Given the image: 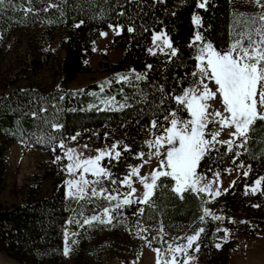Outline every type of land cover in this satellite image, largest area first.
Wrapping results in <instances>:
<instances>
[{
	"label": "trees",
	"instance_id": "obj_1",
	"mask_svg": "<svg viewBox=\"0 0 264 264\" xmlns=\"http://www.w3.org/2000/svg\"><path fill=\"white\" fill-rule=\"evenodd\" d=\"M199 2L3 0L0 3V42L3 34L9 35L15 28L32 25L44 26L49 39L63 35L62 46L66 52L60 63L63 83L72 82L79 74L92 70L87 59L93 53L94 42L101 30L111 25L122 26L116 44L124 48L125 53L111 65V70L120 72L127 79L114 84L118 98L124 102V107L119 110L93 107V87H19L0 95V196L6 188L10 145L21 143L58 155L63 154L59 145L71 136L91 137L94 128H100L103 135L102 131L107 127H113L116 136L124 134V142L119 146L118 161L108 158L103 161L111 173V180L116 183L104 179L101 187L107 190L106 193H128V187L120 181L149 155L146 129L149 128L154 136L161 133V128L151 127V121L169 126L164 116L172 110H176L181 118H188L174 97L181 95L195 80L191 74L198 71L196 46L192 44L196 31L223 52L234 37V15H257L240 9L236 0H209L207 10L197 7ZM194 15L201 17L199 28L193 23ZM129 28L133 30L129 31ZM157 30H165L170 35L177 56L168 52L156 55L149 52L152 35ZM137 75L144 79L137 80ZM107 141L113 142L112 139ZM125 147L129 151H125ZM141 153L143 159L139 158ZM240 164L248 167L249 180L241 176L221 198L228 217L237 221L254 218L256 226L245 229L247 232L264 227V181L261 191L255 194L246 184L264 177V131L256 133L246 148L234 146V152H228L224 145L215 148L201 161L199 172L215 176ZM48 177L52 179L50 194L29 192L22 203L12 206L0 202V252L22 264H68L80 255L84 258H79L78 264L131 262L139 255L144 240L164 248L168 239L194 234L204 225L201 217L209 197L204 193H184L181 199L170 188L156 190L152 198L155 207L137 201L121 209L114 208L111 225L93 222L91 226L80 227L70 224L73 215L90 218L110 203L103 197L81 201L69 199L65 192L64 168L55 175L49 173ZM167 182L174 184L170 179ZM139 208L144 209L142 215L137 211ZM209 223V229L201 235L200 264H227L232 241L217 247L214 222L209 220ZM141 228L147 231H141ZM69 230L73 236L68 240L71 251L66 256L64 249Z\"/></svg>",
	"mask_w": 264,
	"mask_h": 264
},
{
	"label": "snow or ice",
	"instance_id": "obj_2",
	"mask_svg": "<svg viewBox=\"0 0 264 264\" xmlns=\"http://www.w3.org/2000/svg\"><path fill=\"white\" fill-rule=\"evenodd\" d=\"M0 3H3V0H0ZM208 3L209 0H200L197 7L207 10ZM252 3L264 8L261 0H252ZM193 23L197 28L201 27V17L194 15ZM233 31V40L223 52L215 48L211 42H206L201 32L196 31L192 44L196 46L195 60L198 62V71L191 74L195 78L193 84L181 95L174 97L176 104L187 113L188 118H181L176 110H172L164 116V121L169 126L158 125L156 120L151 121L153 129L161 128V133L147 143L148 148L154 149L152 155L160 158L158 167L144 176L140 175L139 167H133L120 181L123 186L128 187L130 195H134L137 191L132 186L133 178L139 181L144 192L141 197H137L138 203L155 207V200L152 198L157 189L164 188H170L181 199L184 198V193L221 195L218 190H212L211 183L203 184L205 177L198 172L201 161L215 150L216 144L226 146L228 152H234V146L246 148L256 133L264 131V11L253 16L235 14ZM197 42H199L198 46ZM153 44L161 51L164 48L170 49V55L177 56V49L173 47L166 33L154 35ZM149 52L156 55L152 49H149ZM119 79L126 80L127 77ZM136 79L142 80L144 77L137 75ZM209 83L214 84L215 90L209 87ZM217 97L220 98L219 108L215 107ZM225 129L231 130L229 136L233 139H218ZM59 147L63 148V143ZM124 150L129 151L127 147ZM234 154L238 155V153ZM120 155L119 151H115L114 154L112 151H100L94 158L82 159L74 150H67L65 156L69 161L66 166L68 174L75 177L79 173L78 178L66 182L67 195L77 201L101 196L109 203L116 201V209L134 203L130 195H125L121 201L118 195L111 193L105 195L106 189L98 191L96 187L104 179L116 183L115 180H111L108 169L101 166V161L105 157L118 161ZM139 158L143 159V153ZM244 175L247 176L248 173ZM89 176L94 179H89ZM169 179L174 184L168 183ZM262 181L264 177L255 180V187L251 189L253 194L260 188ZM137 211L142 215L144 209L139 208ZM111 212V209L105 208L106 219H101L100 216L86 217L81 226H91L94 221L111 225L113 223ZM204 216H212V213L205 208ZM212 218L222 219L219 216ZM203 219L202 216L201 220ZM76 223L80 224V221ZM141 231L146 232L147 229L141 228ZM203 232L204 228L201 227L194 235L184 238L185 244H178L176 247L168 245L164 250L172 254L168 260L163 259L161 249H155L158 255L157 264H190V257L181 261L178 259V254L183 253L187 256L188 250L193 249V244ZM70 251L66 238L64 255L67 256ZM194 251L198 252L199 247L197 246Z\"/></svg>",
	"mask_w": 264,
	"mask_h": 264
},
{
	"label": "rangeland",
	"instance_id": "obj_3",
	"mask_svg": "<svg viewBox=\"0 0 264 264\" xmlns=\"http://www.w3.org/2000/svg\"><path fill=\"white\" fill-rule=\"evenodd\" d=\"M236 2L240 9L255 12L257 15L264 11V8L256 6L252 3V0H236ZM261 4H264V1H261ZM121 32L122 26L120 25H111L101 30L99 37L94 42L93 53L87 59L92 70L88 73L79 74L74 81L69 83H63L60 74V63L66 53L62 46L63 35L55 39H49L42 25L15 28L9 35L3 34L0 42V95L8 94L12 89L19 87H42L47 89L52 87L69 89L93 87L91 90L93 98H95L91 104L93 107L111 110L123 108L124 102H121L118 98L114 84L116 81L121 80L119 79L120 77L126 76H122L118 71L111 70V65L117 63L125 53V49L116 44V37ZM160 33H166L172 41L170 35L165 30H157L152 35L149 49H152L156 53H170V49L164 48L161 51L157 45L153 44L154 35ZM172 44L177 49L173 41ZM198 44L199 42H197V46ZM98 84L99 88H96ZM209 87L215 90L214 84L209 83ZM219 100L220 98L217 97L215 101V107L217 108L220 107ZM114 130L113 127H107L102 131V135L100 128H94L92 129L91 137L82 139L79 134H75L63 143V154L58 155H50L43 148L28 147L21 143L10 145L7 150V182L6 188L0 196L1 204L4 206H12L22 203L29 192L37 195L50 194L52 191V179L48 175L49 173L55 175L60 168H64L65 171L66 196L72 201H77L67 195L66 182L78 178L79 173L75 177L68 174L66 166L69 161L65 153L67 150L72 149L84 159L94 158L100 151H112L113 154L115 151L120 152L119 146L124 142V134L116 136ZM229 131L231 130L225 129L218 139H233L229 136ZM107 139H112L113 142H108ZM145 139L147 142L155 139V136L149 128L145 131ZM114 146L116 147L114 148ZM219 146L221 144H216L215 148ZM153 152L154 149H150L149 155L143 162L135 166L139 167L141 176L148 175L153 169L158 167L160 158L153 156ZM103 161L104 159L101 161V166L105 167ZM246 172L249 175L248 167L243 164L231 167L226 173H218L215 176H207L199 172L205 177L203 184L211 183L212 190H218L221 193L219 196L204 193L209 197L205 208L212 213V216H203L204 225L202 227L204 228V232H206L210 227L209 220L214 222L213 229L214 233L217 234V245L219 247L224 243L232 241L230 260L227 264H264V227L245 232V229H251L256 226L253 222L254 218H241L237 221L236 219L228 217L222 207L223 199L221 196L226 195L237 180L241 176H245L244 173ZM248 175L245 176L247 179ZM88 178L94 179L91 176ZM256 179L246 183L250 191L255 187L254 182ZM132 186L137 189L136 193L130 195L128 192L125 195H130V198L134 202H137V197L143 195L144 189L136 178H133ZM96 187L98 191L103 189L101 184ZM261 189L262 184L255 193L261 191ZM107 194L105 193V195ZM112 195H118L121 201L125 198V195H120L119 193ZM115 204L116 201H112L106 207L112 210V216ZM104 210L94 216H100L101 219H106ZM213 216H219L222 219L214 220L212 218ZM83 220L81 217L73 215L69 219V222L70 224H76L82 227ZM77 221H80V224L76 223ZM67 232L66 238L68 243L69 238L73 235H71L70 230ZM203 233L200 234L199 239L193 244V249L188 250L187 256L183 253L178 254L179 260L185 261L190 257V264H200L202 257L201 235ZM194 234L181 235L168 239L167 245L164 248L161 246L156 247L148 240H144L139 255L133 258L131 262L113 261L108 264H157L158 255L155 249H161L163 251V259L168 260L172 255L164 251L168 248V245L176 247L178 244H185L186 239L184 238ZM68 246L70 247L69 243ZM197 246L199 247L198 252L194 251ZM79 258L84 257L80 255ZM79 258L71 260L68 264H78ZM0 264L22 263L0 252Z\"/></svg>",
	"mask_w": 264,
	"mask_h": 264
}]
</instances>
